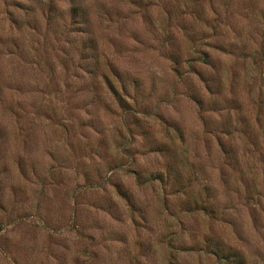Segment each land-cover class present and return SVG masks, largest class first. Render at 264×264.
<instances>
[{
  "label": "rangeland",
  "instance_id": "obj_1",
  "mask_svg": "<svg viewBox=\"0 0 264 264\" xmlns=\"http://www.w3.org/2000/svg\"><path fill=\"white\" fill-rule=\"evenodd\" d=\"M0 264H264V0H0Z\"/></svg>",
  "mask_w": 264,
  "mask_h": 264
}]
</instances>
